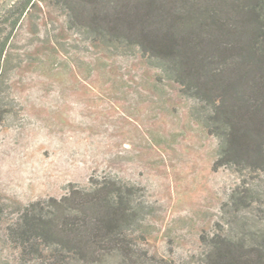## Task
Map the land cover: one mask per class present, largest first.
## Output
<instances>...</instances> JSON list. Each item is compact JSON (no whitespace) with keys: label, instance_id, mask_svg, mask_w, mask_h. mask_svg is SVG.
<instances>
[{"label":"rangeland","instance_id":"1","mask_svg":"<svg viewBox=\"0 0 264 264\" xmlns=\"http://www.w3.org/2000/svg\"><path fill=\"white\" fill-rule=\"evenodd\" d=\"M9 32L0 80V264H28L3 236L17 204L60 198L70 184L87 187L103 175L138 186L152 207L137 244L157 264H201L203 235L264 233V170H215L219 139L192 115L197 100L141 53H118L71 28L67 10L46 0ZM241 195L250 203L236 206Z\"/></svg>","mask_w":264,"mask_h":264},{"label":"trees","instance_id":"2","mask_svg":"<svg viewBox=\"0 0 264 264\" xmlns=\"http://www.w3.org/2000/svg\"><path fill=\"white\" fill-rule=\"evenodd\" d=\"M46 1L67 10L71 28L118 53H141L197 100L192 115L219 139L215 170H264V0ZM36 3L0 0V80L5 30ZM137 193L138 186L111 175L91 177L89 186L70 184L60 198L17 204L3 236L21 263L157 264L137 244L153 213ZM248 201L241 195L234 202ZM201 240V264H264V233Z\"/></svg>","mask_w":264,"mask_h":264}]
</instances>
